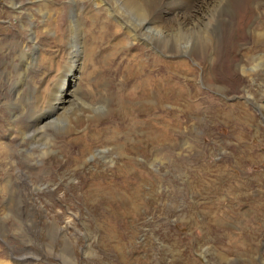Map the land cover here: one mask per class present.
I'll list each match as a JSON object with an SVG mask.
<instances>
[{"label":"rangeland","instance_id":"obj_1","mask_svg":"<svg viewBox=\"0 0 264 264\" xmlns=\"http://www.w3.org/2000/svg\"><path fill=\"white\" fill-rule=\"evenodd\" d=\"M15 2L20 14L0 0V144L13 155L10 160L0 156V264H264V63L242 76L240 84L225 83L214 82L207 61L187 57L193 73H182L194 83L184 80L185 96L167 88L176 75L165 72L160 82L167 90L159 88L162 99L147 114L110 94L128 92L123 77L138 63L154 65L152 55L166 63L168 57L153 54L142 42L134 50L123 35L113 36V28L100 49L90 53L97 39L88 40L87 33L104 18H92L98 10L93 0ZM42 2L50 13L43 24L36 7ZM263 20L261 15L257 22ZM74 30L82 37L81 50ZM250 39L253 45L240 48L235 57L243 63L250 56L264 58V48ZM71 50L80 55L72 71L74 89L88 114H101L103 120L83 121L87 125L76 140L65 120L33 144L38 148L22 152L28 144L21 145L20 128L35 106H44L62 89L78 59L71 58ZM113 51L117 55L105 61ZM19 90L18 106L8 105ZM170 91L174 100L168 98ZM149 119H155L151 123L158 132L155 145L146 143L151 123L141 131L132 127L134 121ZM120 127L128 134L115 142L123 144L120 152L99 144L101 137L91 148L82 140L83 134L107 136V128L115 132ZM85 147L91 151L79 159ZM44 151L49 153L42 156ZM19 172L22 185L13 183L12 174ZM90 185V190L119 188L127 198L122 203L88 196Z\"/></svg>","mask_w":264,"mask_h":264},{"label":"bare ground","instance_id":"obj_2","mask_svg":"<svg viewBox=\"0 0 264 264\" xmlns=\"http://www.w3.org/2000/svg\"><path fill=\"white\" fill-rule=\"evenodd\" d=\"M30 1H31L30 3L34 1H38L39 3V0H34V1L30 0ZM93 1L96 3L98 10L92 14V18L95 20L97 19V16H101V15H104V18H102V21L98 25H92L90 27V31L87 33V35H89L88 40L93 41L97 39V43H96L97 48L95 46H91L90 53H95L94 52L95 49L98 48L100 49L101 47L100 45L104 40H107V36L109 35V33L112 34V32L110 31L113 28V36L118 37L119 35H123L124 41L126 40L125 44L127 45V41H129L130 45L133 44L131 47L134 48V50L137 48L136 45H138L139 48H141L139 42H142L144 44L143 46L147 45L148 47H150L149 48L150 50L152 51L155 50L156 53L158 52L159 54H163L166 57H168L167 59L168 61L166 63H161L160 61L162 60V58L158 60L157 57L152 55L151 57L155 58L153 62L154 65L149 63V66L155 69L152 68L150 69L149 66H143L139 63L135 65L134 69L130 70L129 74H126L122 80V82L124 83L122 84V86L124 87L129 86L130 89L128 90V92L125 90L127 92L126 94L117 92L119 96L118 95L112 96L110 94V98L112 100H115L116 98L119 102H123V101L127 103H129L130 101L134 102L133 104L136 105L137 108H140L143 111L146 110L147 112L151 104L153 106L154 104H156L158 99L159 101L162 99V97L159 96L160 93L159 88H163L166 90L167 88L169 89L175 88L178 89L179 92L180 91L182 92L184 88L188 87L187 85H184V80H186V82H188V80H191V82L194 83L192 79L193 77L188 79L186 78V75L183 76L182 73L183 71H186L190 75L193 73L191 72L193 70H191L189 62L187 61L188 60L187 57H190L193 60L202 59L207 61L210 65L211 70L213 71L214 76L212 75V77L213 78L215 77L213 79L214 82H218L219 80L225 83L227 81L229 82L230 80H234L238 82L239 79L240 80L242 79L241 78L242 76L250 75L251 72L256 70L260 65H262V63H264L263 56L249 55L250 57L248 59H243L244 63L243 61H241V59L239 60L235 58L237 53L240 52L239 50L240 48L245 49L247 45L252 44L251 42H248L250 38H251L250 40L253 43H260L261 47L264 48V20L263 22L260 21L257 22V19L261 15H264V0H93ZM6 4H10L12 6L11 8L13 7L16 8L17 14H20L22 8L20 3L17 4L15 0H6ZM36 7L38 8L39 11L38 14H40L41 17L40 21L42 22V24L45 21H50V13L46 8L44 2L37 4ZM260 7H263V9L260 10ZM40 9L42 10L40 11ZM74 15H76V17L79 16L78 14H74ZM110 17L114 20L113 23H109ZM73 32H74L73 34L76 42V47H79L82 44L81 43L82 37L78 32H75V30ZM118 40H119L118 43L123 41L122 39H118ZM77 44H79V46H77ZM225 46H227L226 50H225ZM145 47H143L145 50L148 49ZM81 49L82 48L80 46L79 50ZM141 50L142 49H140L139 51L142 52ZM155 51H153V54L155 53ZM227 51L228 54L226 55L225 53ZM69 54L71 58L78 57V53H76V50L75 51L71 50ZM116 55L117 52L113 51V53L109 57H106L105 61L107 59L112 60V57H115ZM79 61H80V55L78 59L76 58L72 63L73 67H71V71L67 74L65 80L64 81L61 80V83L62 81L63 83L61 85L62 89H60L59 93L54 94L49 100H47V102H44L45 107L35 106L30 112L31 116L30 118H28V123L24 125L23 129L20 128V130L24 132L20 137L21 138L20 143L21 145H23V143H27L28 147L25 149L24 148L19 149L20 151L29 152L30 150L28 148L30 149L32 148L30 146H33L35 149L38 148L36 145L33 144H38L40 139L43 136L47 135L46 133L49 129L61 128L65 120H68V123H70L69 126L67 127L68 129L67 133H71L76 136L75 138L73 137L74 139L72 138L73 140H76L79 137V133H81V131L79 130L81 128H85V126L87 125L86 123H85L86 125L84 124L86 120L89 121L88 124L89 123L94 124V122L96 121L103 120L102 119L103 117H101V114L99 113H98L99 115L97 116L89 115L90 109L88 108V106L86 107L81 102V99H79L78 97L76 88L74 89V83H76V81L74 75L72 74V71L76 72V67L79 64ZM140 72L143 73L136 85L134 84V80ZM165 72H168L169 75L170 74L176 75L173 77L174 78L173 81L172 79H170L172 85L171 86L169 85L167 88H166L167 84H164V82H160L161 79L167 78L164 77ZM156 75H158L157 78H155ZM126 78H130L133 81L129 83L126 81ZM175 80L179 82H175ZM159 82L163 84H159ZM181 92L180 94L184 97L185 95L183 94V92L182 93ZM225 92H228V90ZM176 94L177 96L179 95L178 93ZM19 96H20V90L14 94L13 100L8 102V105L18 106V104L16 103L19 99ZM163 98H167V97H163ZM168 98L174 100L173 99L174 96L172 95L171 91L169 92ZM132 108L134 107L132 106ZM122 109L125 110V108ZM12 115H13L12 118L14 120L16 116L14 115V113ZM90 117L92 118L90 119ZM137 120H139L138 117ZM153 120L149 119V122H145V123H143L142 121H140V123L134 121L132 127L134 126L141 127L140 128L141 131L142 129L146 128L147 125H150V123ZM154 123H151L152 127L150 126H149L150 128L148 127L149 130L146 134V138L148 139L146 143L148 142L149 144H154L155 139L157 141V137H158L157 135L158 132H156V129L154 128L156 127ZM74 124L76 127L74 126ZM106 130L109 131V135L108 133H106L107 136L106 135L102 136V134H100L101 132L92 135L90 137L89 136L87 137L83 134L81 135L83 136L82 140L83 139H86L87 141L91 140L90 142L83 140L85 142V145L91 148L92 143L93 144L97 143L95 137H101V141L98 142L99 144H106V145L110 144L112 146L110 148L111 149L110 152L112 153H115L116 151L120 152L122 150L123 144L120 147L119 144L117 145V143L115 142L119 138V135L126 134L125 128L120 127V129L115 132L112 131V129L110 130L108 128ZM122 130L124 134H122ZM102 137L104 138L102 139ZM122 137L123 139L126 138V136H122ZM87 147H85V149L83 150L81 149L82 151L79 149L80 150L78 152L80 155L79 159H81L83 156H85L91 151ZM42 149L43 148H40L38 151ZM8 150H9L8 146L0 144V156L1 155L3 156L2 160L9 159L13 156L11 155L10 157L11 153H9ZM46 151L40 154L42 156H46V154L49 153ZM112 155L116 157L118 156V153ZM107 160H108L107 163L109 164V166H111V164L113 163V158ZM9 163L12 164V162ZM22 173L19 172V174L17 173L15 175L12 174L13 177L15 176V181L13 183L15 184L18 183L21 185L24 184L25 178L22 176ZM124 173L127 176L125 171ZM93 187L94 185H90L89 189L85 192V194L97 198L103 196L104 199L106 200L117 199L119 201H122V203L127 198V196L125 195L126 193L121 192L119 188L110 189V187L106 188V187L96 186L93 190H90ZM119 191L121 193L118 194Z\"/></svg>","mask_w":264,"mask_h":264}]
</instances>
